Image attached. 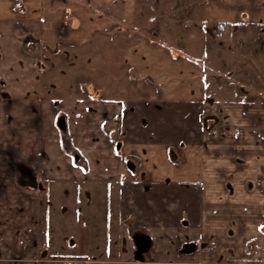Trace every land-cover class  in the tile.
<instances>
[{
  "label": "crops",
  "instance_id": "obj_1",
  "mask_svg": "<svg viewBox=\"0 0 264 264\" xmlns=\"http://www.w3.org/2000/svg\"><path fill=\"white\" fill-rule=\"evenodd\" d=\"M179 4L0 0V264H264V0Z\"/></svg>",
  "mask_w": 264,
  "mask_h": 264
},
{
  "label": "rangeland",
  "instance_id": "obj_2",
  "mask_svg": "<svg viewBox=\"0 0 264 264\" xmlns=\"http://www.w3.org/2000/svg\"><path fill=\"white\" fill-rule=\"evenodd\" d=\"M137 1H138V6L140 7L139 9L140 11L139 12V18H140L139 22L140 23L135 26L134 25L131 26V25H128L129 22L126 21L125 16L124 17L117 16L116 18L118 22L119 31L122 30L124 33L128 35H132L138 32L140 34L142 33L148 38H152L156 40L162 39V38H168V36H170L169 38L173 39L172 43H174L175 46H177V43L179 42L178 39L181 35L182 37L189 38L194 33L193 31L188 32V31L182 30V28H184L183 26H181V30L179 29L180 22L183 23V21L179 20V16L176 14L178 13L176 9L178 6H180L179 0H137ZM189 1H190V4L195 2V6L201 9V0H188V2ZM193 11L194 10L192 9V15L191 17L188 16L186 21L188 23L189 22L199 23L200 17L199 15L195 16ZM22 30L25 31V28ZM173 49H179V47H173ZM236 49L240 50L241 48H236ZM26 52H28V49H26ZM247 53H250V52H247ZM240 54L245 55L244 53H240ZM250 54L253 56L252 53ZM36 57L37 56H34V58ZM75 211H77V207H74V206H72L70 210H69V207H66V206L63 207L61 205H58L54 208L56 220H59V217L62 218L61 221H63L64 218H68V217L72 218L71 220H68L70 222H73V226L70 229V231L74 230L75 228V230L78 233V236H81V234L83 235L85 233V230L83 228L84 226L83 217L81 213L78 212V214H76L77 212ZM61 221H58L55 224V229L59 233H61L60 231H64L66 229V225ZM76 259L77 260H87L89 259V257L80 255V256H76Z\"/></svg>",
  "mask_w": 264,
  "mask_h": 264
},
{
  "label": "built area",
  "instance_id": "obj_3",
  "mask_svg": "<svg viewBox=\"0 0 264 264\" xmlns=\"http://www.w3.org/2000/svg\"><path fill=\"white\" fill-rule=\"evenodd\" d=\"M19 27H21L22 29H24V26L23 25H19ZM83 264H88V262L83 263Z\"/></svg>",
  "mask_w": 264,
  "mask_h": 264
}]
</instances>
